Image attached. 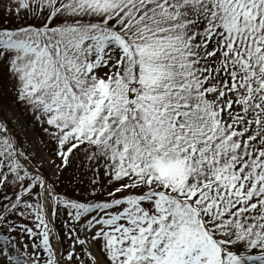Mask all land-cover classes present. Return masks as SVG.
I'll list each match as a JSON object with an SVG mask.
<instances>
[{
	"label": "snow or ice",
	"instance_id": "obj_1",
	"mask_svg": "<svg viewBox=\"0 0 264 264\" xmlns=\"http://www.w3.org/2000/svg\"><path fill=\"white\" fill-rule=\"evenodd\" d=\"M0 264H264V0H0Z\"/></svg>",
	"mask_w": 264,
	"mask_h": 264
},
{
	"label": "rangeland",
	"instance_id": "obj_2",
	"mask_svg": "<svg viewBox=\"0 0 264 264\" xmlns=\"http://www.w3.org/2000/svg\"><path fill=\"white\" fill-rule=\"evenodd\" d=\"M44 157H45V160L47 161V160H53V158H51L50 156H47V154L46 153H41ZM55 159V158H54ZM57 163H58V161H57ZM46 167H47V164H46Z\"/></svg>",
	"mask_w": 264,
	"mask_h": 264
}]
</instances>
